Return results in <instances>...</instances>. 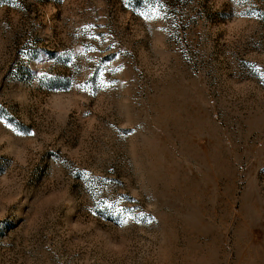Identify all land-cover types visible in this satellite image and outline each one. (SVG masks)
Segmentation results:
<instances>
[{
  "label": "rangeland",
  "instance_id": "rangeland-1",
  "mask_svg": "<svg viewBox=\"0 0 264 264\" xmlns=\"http://www.w3.org/2000/svg\"><path fill=\"white\" fill-rule=\"evenodd\" d=\"M0 264H264V0H0Z\"/></svg>",
  "mask_w": 264,
  "mask_h": 264
}]
</instances>
